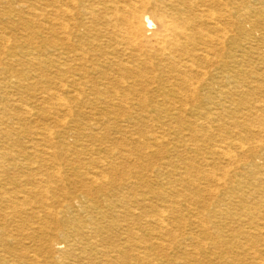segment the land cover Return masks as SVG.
<instances>
[{
	"label": "bare ground",
	"instance_id": "bare-ground-1",
	"mask_svg": "<svg viewBox=\"0 0 264 264\" xmlns=\"http://www.w3.org/2000/svg\"><path fill=\"white\" fill-rule=\"evenodd\" d=\"M42 1L0 0V264H264V0Z\"/></svg>",
	"mask_w": 264,
	"mask_h": 264
},
{
	"label": "rangeland",
	"instance_id": "rangeland-1",
	"mask_svg": "<svg viewBox=\"0 0 264 264\" xmlns=\"http://www.w3.org/2000/svg\"><path fill=\"white\" fill-rule=\"evenodd\" d=\"M11 1H15V2L19 3L20 5H23L24 4L23 7H25L24 9L27 10V11L29 10V8H32V7H30V5L36 6L34 8H39L40 7L39 8V10H40L43 7L42 4L45 3L44 1L41 2V0H22V1H25L24 3H21V0H11ZM78 2H80V1H78ZM14 7H15V4H14ZM49 10H50V12L47 15L48 16H51V17H54L53 16L54 15L53 9H49ZM29 11H32V12H30V14L32 15V18H33L35 24H34V27H33V30H32L33 33L31 35H29L28 37L30 38L33 35H35L38 38L39 37H42V36H46L44 29L42 27H40L38 25V23H37V21L39 22V19L40 18L38 16H35L34 15L33 10H29ZM42 15H43V12H42ZM251 24H252V26L254 25L256 27L255 30H258V31H255V34L256 35H254V37L256 36L257 39L255 40V43L254 44L260 45L261 46V51L264 52V18H262V20L257 19V18H253L251 20ZM33 46L34 47L35 46L36 47L39 46L38 40L36 41V43ZM10 93L12 95H14L15 94V91H11ZM20 94H22V92L18 93V96L17 97H19ZM260 100H264V92L261 93V94H259V93H250L249 94V103L251 105H249V110L251 111V108L254 105H257L258 103H260ZM75 110H76V108H75ZM250 111H249V116L250 115H254V114L250 113ZM187 117H185V118H187ZM114 137L115 136L110 135L108 140L109 141L116 140V139H114ZM74 141L75 140H72L71 139V143L74 142ZM83 143H86V142L84 141ZM168 149H171V148L169 147L167 149L161 150V154H163L162 157H169L170 156L169 158L172 157V161H174V162H176L178 159H183V158L186 157L185 156L186 154H184V153H176L175 154V153L168 152ZM160 181L165 182V179L161 178ZM246 182L248 184L246 185V188H245L246 190H244V191H247L248 192L249 191V179L248 178L246 179ZM243 187H244V185H243ZM98 195H100V194H98ZM99 197L100 196H98V198ZM154 202H157V201L154 200ZM207 202L209 204H212L213 203V200L207 199ZM243 203L246 206H249V199L245 200V202H243ZM251 203H253V201ZM229 207H230V209H228V210H229V212H230L231 215H229L230 218L227 217L225 219L224 224L225 223L226 224L225 225L223 224V230H222L223 231V235L226 237V239H229L230 241H232V240H239L242 243H246L247 240L244 239L242 236H239L238 235V237H237V235H235L237 232H244V233L246 232V233H248L250 231V226H251L250 224L242 223L244 219H243L242 211L240 210L241 209V201L239 202V200H235V201H233L231 203V205ZM228 219H230V220H228ZM196 231H197V229L196 230L194 229V232H196ZM113 238H114V240L117 239L116 236H114ZM257 245H260V246L257 248ZM257 245L254 244V241L252 243L251 240L249 241V243H246L244 245L245 246V250L243 251L244 254L242 255V257L245 258L247 260V262H258V261H260L262 263L264 262V239L261 240V242L259 240V242L257 243ZM261 248L263 250L262 251V254L261 255H255L254 254L255 253L254 251L257 250V249L260 250ZM239 251L240 250H237V248H232V247L229 246L227 249L222 248V250L217 251V253H220V255H223L224 257H227V258H233L234 257V254L235 253L237 254ZM207 252L208 251H206V250H200L199 254H197V255L194 256V259H193V257L192 258L190 257L192 261L189 260L190 258L187 259V260L186 259L183 260L182 257H180L177 260L172 259L171 257H173V256H180V255H178L179 253L177 254V252H174V253L171 252L170 253L171 254L170 257H168V256L167 257H159L156 260H157V262H167V263H169V262H189V264H194V263L205 264L206 262L211 261L210 260L211 259V256ZM209 256H210V258H209ZM170 260H172V261H170Z\"/></svg>",
	"mask_w": 264,
	"mask_h": 264
}]
</instances>
